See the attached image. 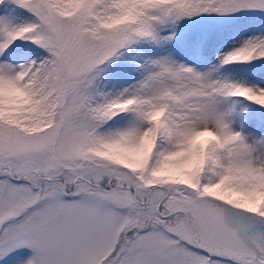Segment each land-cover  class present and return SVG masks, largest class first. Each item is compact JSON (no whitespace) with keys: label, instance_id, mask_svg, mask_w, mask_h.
I'll list each match as a JSON object with an SVG mask.
<instances>
[{"label":"snow or ice","instance_id":"1","mask_svg":"<svg viewBox=\"0 0 264 264\" xmlns=\"http://www.w3.org/2000/svg\"><path fill=\"white\" fill-rule=\"evenodd\" d=\"M0 264H264V0H0Z\"/></svg>","mask_w":264,"mask_h":264},{"label":"trees","instance_id":"2","mask_svg":"<svg viewBox=\"0 0 264 264\" xmlns=\"http://www.w3.org/2000/svg\"><path fill=\"white\" fill-rule=\"evenodd\" d=\"M234 23H237V21H231V20H200L197 19L195 21V24L198 26H211V27H217V28H223L228 25H232Z\"/></svg>","mask_w":264,"mask_h":264}]
</instances>
